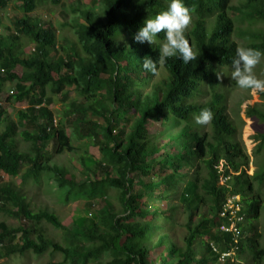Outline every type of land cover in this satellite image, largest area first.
Listing matches in <instances>:
<instances>
[{
  "label": "trees",
  "instance_id": "obj_1",
  "mask_svg": "<svg viewBox=\"0 0 264 264\" xmlns=\"http://www.w3.org/2000/svg\"><path fill=\"white\" fill-rule=\"evenodd\" d=\"M18 1L23 16L13 23L15 33L0 35V94L7 83L17 81L6 102L28 104L18 113L25 126L22 132L0 106V213L19 222L16 227L0 222L5 256L59 253L60 264H261L264 249L255 222L263 200L255 193L253 180L264 182V172L247 174L250 160L227 115L216 73L230 69L239 47L231 11L247 23L251 41L256 40L248 47L264 53V35L253 30L264 23V0H245L239 8L231 6L232 0H184L193 22L185 36L195 58L188 64L168 58L155 75L143 69L142 61L158 58L163 32L151 45L134 42L132 36L148 17L167 8V0H101L100 12L79 11L84 23L75 28L76 43L67 49L54 27L31 17L42 4L59 6L65 0ZM11 2L0 0V11ZM23 40L35 45L31 55L25 54ZM59 50L64 59L58 58ZM18 67L25 70L21 77L15 73ZM160 67L167 77L155 82ZM104 80L110 82L105 93ZM67 88L85 102L80 107L72 104L67 123L55 126L47 89L62 95L65 102ZM202 108L213 113L211 134L203 133L192 120V114ZM248 115L254 117L250 111ZM258 116L264 121V115ZM154 121L160 125L159 138L168 137L167 143L150 139L157 135L148 132ZM67 128L74 139L93 141L102 154L94 165L82 158L87 172L82 183L54 163L55 156L76 150ZM18 136L29 144L28 149H20ZM258 140L257 152L263 148L264 134ZM221 163L226 175H232L230 188L219 184ZM44 175L55 181L66 202L93 203L108 199L109 190H116L121 209L112 212L102 207L92 226L68 228L55 212L34 211L23 190L29 182L41 184ZM5 177H20V185L6 182ZM230 194L242 196L246 214L238 244L232 234L220 231L224 223L220 211ZM147 196L169 203L177 198L189 214L184 247L169 244L158 222L170 220L173 209L161 212L139 202ZM43 222L65 232L64 245L46 235ZM236 246L239 250L233 256L220 260ZM157 249L180 258L171 263L163 256L155 263L150 254Z\"/></svg>",
  "mask_w": 264,
  "mask_h": 264
},
{
  "label": "rangeland",
  "instance_id": "obj_2",
  "mask_svg": "<svg viewBox=\"0 0 264 264\" xmlns=\"http://www.w3.org/2000/svg\"><path fill=\"white\" fill-rule=\"evenodd\" d=\"M245 0H232L231 6L239 8ZM19 1L12 0L8 8L5 11H0V20L2 22L0 35L5 37L10 33H15L13 23L15 19L23 16L20 8ZM102 8L101 0H65L62 5L52 6L50 4H42L37 10L31 15L40 20L43 26H52L57 30L58 40L67 49L69 46L76 43L75 28L78 24H83V19L80 18L79 11L86 9H92L100 12ZM231 16L236 20V30L234 34V40L238 46L248 47L251 43L249 38L247 23H242L239 20V15L230 12ZM193 22H190L186 31L192 28ZM256 33L264 35V23H259L253 27ZM23 39V38H22ZM25 45V54L31 55L34 52L35 45L29 44L28 41H22ZM58 58L65 57V53L59 50ZM24 69L18 67L15 73L21 77L24 73ZM254 74L261 79H264V57L261 62L254 68ZM223 72L224 76L220 78L219 93L225 97V105L227 115L233 122L236 130L238 140L244 145L247 155L250 160L247 174L254 176L264 172V145L261 151L257 152V147L260 144L258 137L259 134H264V121L258 116V114L264 115V98L260 92L251 90L239 89L234 82L230 81V69H226ZM0 74H2L0 70ZM167 77V72L163 67H160L155 82H159ZM17 81L7 83L3 92L0 94V106L4 108L7 116L10 120L19 124L20 132L25 130V126L18 120V113L21 110L28 108L27 103H7L8 96L12 95L10 92L16 91ZM103 92H108L110 82L104 80L102 82ZM64 93H68V98L64 102L62 95H53L50 89H47V96L51 100V105L48 107L52 113L53 120L56 123H67V113L72 109V104L77 107L84 105V97L77 93L72 88H67ZM209 98V96H208ZM248 111L252 112L254 117L250 118ZM203 133H212L211 124L200 126ZM3 129V127H2ZM30 131H33L31 129ZM160 131V125L157 121L153 122V127L148 132L157 134L156 137H150L151 140H159L158 132ZM1 132V131H0ZM68 134L72 137L73 145L76 150L73 153H64L62 155L55 156L54 163L63 166L69 172V177L74 179L77 183H82L86 179L87 172L83 167L82 158L90 165H94L96 162L102 160V154L100 147L89 140H77L74 139L72 131L67 128ZM162 143H167L168 137L160 139ZM17 142L22 151L28 149L27 143L18 136ZM156 158L158 156H155ZM93 176V175H91ZM98 176H100L98 174ZM6 182L10 181L15 183L17 186L20 185L21 178H9L5 177ZM145 182L149 179L145 178ZM254 190L256 194H259L263 200V206L260 213V218L256 221L258 227V234L260 237L261 247L264 249V182L253 180ZM28 200L32 204L34 211L47 208L55 212L62 220L63 224L71 228L75 226H86L90 227L95 222L96 211L102 207H107L112 212H118L121 209L120 202L118 200V192L116 190H109L108 199L98 200L93 203L85 202L83 200L66 202L61 190L58 188L54 180L49 179L46 175L42 178V183L36 185L29 182L26 187L23 188ZM139 202H146L151 209H160L161 212H167L173 209L170 213L171 219L166 221L161 218L158 222L163 225V232L168 236L169 244L174 245L176 248L184 247V240L187 234L186 223L188 221L189 214L180 208L178 199H173L170 203L157 201L147 196L143 199H139ZM0 222H7L11 226H18L19 222L13 219H9L0 213ZM43 228L46 231V235L56 242L64 245L65 232L53 228L51 225L43 222ZM163 256L167 258L168 262H178L180 256L176 254H170L165 249L151 251L150 259L159 263ZM241 259V256L239 257ZM63 262V257L59 253L47 252L41 256H37L33 253H27L24 256L11 255L5 256L4 250L0 247V264H60ZM247 264H253L249 261ZM261 264H264V260Z\"/></svg>",
  "mask_w": 264,
  "mask_h": 264
},
{
  "label": "clouds",
  "instance_id": "obj_3",
  "mask_svg": "<svg viewBox=\"0 0 264 264\" xmlns=\"http://www.w3.org/2000/svg\"><path fill=\"white\" fill-rule=\"evenodd\" d=\"M191 20L190 10L184 0H167V8L154 17H148L141 27L133 34L134 42L151 45L157 34L163 32V41L159 47L158 58L153 60L145 57L142 61L143 69L155 75L158 65L166 63L168 58L176 57L184 64H188L195 56L189 41L185 36V29ZM264 53L251 47H237L230 64V81L242 90L264 93V79L254 74V68L261 62ZM217 79L223 75L217 71ZM213 113L208 108H202L192 114L196 125L205 126L210 123Z\"/></svg>",
  "mask_w": 264,
  "mask_h": 264
},
{
  "label": "built area",
  "instance_id": "obj_4",
  "mask_svg": "<svg viewBox=\"0 0 264 264\" xmlns=\"http://www.w3.org/2000/svg\"><path fill=\"white\" fill-rule=\"evenodd\" d=\"M1 32V29H0ZM12 95L14 91L10 92ZM56 126V122H55ZM219 184L223 187L230 188V181L232 175H226L223 163L218 168ZM220 218L224 220V223L220 227V231L223 233L232 234L235 243H239V239L242 236V226L246 221V214L244 211L243 199L240 194H230L222 204L220 211ZM214 251L217 249L213 247ZM239 250V246L229 253H224L220 260H224L226 257L233 256Z\"/></svg>",
  "mask_w": 264,
  "mask_h": 264
}]
</instances>
